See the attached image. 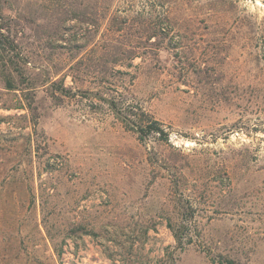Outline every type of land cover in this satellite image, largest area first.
Segmentation results:
<instances>
[{"label":"rangeland","instance_id":"obj_1","mask_svg":"<svg viewBox=\"0 0 264 264\" xmlns=\"http://www.w3.org/2000/svg\"><path fill=\"white\" fill-rule=\"evenodd\" d=\"M0 8V264H264V0Z\"/></svg>","mask_w":264,"mask_h":264},{"label":"trees","instance_id":"obj_2","mask_svg":"<svg viewBox=\"0 0 264 264\" xmlns=\"http://www.w3.org/2000/svg\"><path fill=\"white\" fill-rule=\"evenodd\" d=\"M2 10L0 8V21L2 19ZM4 25L0 23V70L4 72L10 66V61L13 57V53L16 51V44L14 40L10 37L8 30L7 33L3 32ZM7 28V27H6ZM125 118V117H124ZM144 125L137 124L136 130L140 135H145L148 133H158L161 139H167L168 133L163 129L157 120L146 121ZM174 237L180 241V236L174 233ZM228 264H235L232 260H227Z\"/></svg>","mask_w":264,"mask_h":264}]
</instances>
